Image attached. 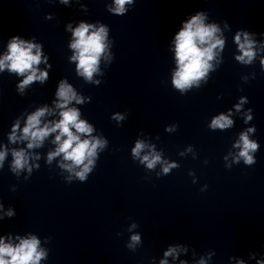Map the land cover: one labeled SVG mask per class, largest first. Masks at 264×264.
Listing matches in <instances>:
<instances>
[{
  "label": "clouds",
  "instance_id": "obj_1",
  "mask_svg": "<svg viewBox=\"0 0 264 264\" xmlns=\"http://www.w3.org/2000/svg\"><path fill=\"white\" fill-rule=\"evenodd\" d=\"M130 2L131 0H115L117 5L115 11L122 13L124 11V4ZM204 19L203 14L198 13L186 22L182 30L176 35L175 51L178 71L175 73L173 83L178 89L183 90L193 82L204 77L211 67L209 61L214 58V50L217 47H223L224 41L216 35L219 28L214 24L206 25ZM91 27L92 25L81 23L73 32L75 40L71 44V47L77 50L76 55L72 59L78 60V70L81 71V75L88 79H91L93 73L96 71L98 58L105 47L103 43L105 29L101 27L98 31L89 34ZM236 42L241 51V55L237 56L236 59L243 63H251L256 55L253 50L254 42L249 39L247 33H244L243 42H241L240 34L238 33ZM33 49H35V54L33 53ZM40 63L41 52L38 45L26 44L24 41L13 39L9 44V53L0 59V71L7 67L10 72L19 75L29 73L19 85L22 91L26 85L32 83L34 80L43 81L47 78L46 72H40L37 75L38 69L35 65H39ZM261 63L264 64V60ZM57 96L60 98V102L56 106L62 109L60 112L61 119L51 126L45 124L43 127H40L41 117L48 112L47 108H40L28 117L26 126L22 130L23 134L19 138L28 140V148H33L34 146L38 147L50 133L59 131V134L55 137V142L59 146L55 152L49 154V161L53 157L63 153L64 159L72 161V164L62 166L69 171H73L74 166L83 165L82 170L76 172V175L80 180H84L86 173L90 171L89 165L93 163L91 158L95 156L97 148L103 146V142L98 139L81 140L80 136L76 134H91L93 129L86 122L79 120V111L77 109L67 107L72 100L81 103L72 88L68 85L61 84ZM237 108H239V105H237ZM231 124V119L227 116L220 115L213 119L211 127L213 129H224ZM17 128L18 124L13 128V133L10 136L13 142L17 139L15 135ZM73 128L75 129V133L72 131ZM62 137H66V139H62ZM237 146L241 148L237 159L243 158L246 164H253L255 161L250 155V152H254L258 145L250 141L247 134H242L240 143ZM145 147L146 145L143 142L138 141L132 149L133 155L139 157ZM13 156L14 169H21L28 163V157L23 150L14 151ZM4 157L5 152L0 151V162L4 160ZM86 160L87 164L84 163ZM160 160V155L153 151L149 155H144L141 162L146 163L147 167L152 169ZM171 167H175V165H166L163 168V172L168 173ZM9 215H12V213L9 212ZM139 239L140 237L138 235H133L131 238L132 243L129 247L138 243ZM38 244L39 241L35 237L23 239L15 247L11 244L4 243L0 239V264H38V261L44 255L43 252L37 250ZM175 252L176 249L171 248L165 253V256L172 255ZM161 264H166V261H162ZM200 264H204L203 260Z\"/></svg>",
  "mask_w": 264,
  "mask_h": 264
}]
</instances>
